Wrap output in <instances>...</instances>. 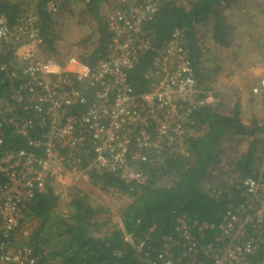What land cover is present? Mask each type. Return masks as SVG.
<instances>
[{
  "label": "built area",
  "instance_id": "1",
  "mask_svg": "<svg viewBox=\"0 0 264 264\" xmlns=\"http://www.w3.org/2000/svg\"><path fill=\"white\" fill-rule=\"evenodd\" d=\"M22 1L24 12L13 22L0 15V74L10 83L0 100V151L9 130L20 137L39 130L41 136L27 142L30 151L0 153V264H35L26 243L36 223L25 215L37 195L53 188L64 210L70 189L88 196L85 189L99 190L92 180L97 172L144 183L146 176L135 165L152 158L160 164L162 152L180 144L194 110L218 101L212 84L207 92L197 87L178 30L151 60L150 89L139 94L131 88L128 72L151 48L143 27L156 11L154 0L117 1L106 15L105 56L92 65L47 55L32 5L38 0ZM46 11L57 14L58 2L49 1ZM262 90L264 65L250 91ZM18 108L21 115L13 114ZM243 185L239 215L230 214L219 225L221 244L197 246L181 221L179 240L165 238L155 256L142 252V243L134 248L139 264H250L247 257L256 244L244 225H264V184L258 178Z\"/></svg>",
  "mask_w": 264,
  "mask_h": 264
},
{
  "label": "trees",
  "instance_id": "2",
  "mask_svg": "<svg viewBox=\"0 0 264 264\" xmlns=\"http://www.w3.org/2000/svg\"><path fill=\"white\" fill-rule=\"evenodd\" d=\"M49 1H35L33 8L39 18L46 53L56 56L59 12L50 14L46 11ZM55 1L58 2V11L79 5L95 22L92 34L95 39L91 47V37L82 40L78 44L83 49L76 58L89 65L102 59L110 34L100 8L112 0H89L86 4L81 0ZM154 1L156 11L143 27L150 38L151 48L128 72L131 88L139 94L150 89L154 81L149 74L151 60L171 34L178 30L182 33L197 87L207 92L208 85L213 82L205 73L204 51L200 42L204 33H208L216 45H229L228 26L219 8L234 0H195L188 8L170 0ZM23 12V1L0 0V15L9 23ZM212 72L208 70V73ZM253 80L246 88L249 101L261 97L264 108V90L257 95L250 91L255 78ZM9 85V81L0 74V100L7 94ZM215 96L218 97L215 105L194 110L180 144L166 148L160 164L154 163L152 158L151 162L135 165L146 176L144 183L124 182L104 172L92 176L93 185L99 186V190L111 191L116 199L123 200L116 212L91 202L84 191L76 192L74 188L70 189L68 199L62 205L64 210H61L53 188L37 195L25 215L26 219L36 223L26 243L36 259L35 264H139L134 248L142 243V252L155 256L165 238L179 240L181 221L197 246L221 244L223 234L219 225L224 224V219H229L230 214L238 216L236 209L244 205L243 181L260 178L264 184V116L257 118L253 115L246 123L239 103H234L226 112L223 111L225 105L221 103L224 97L219 93ZM0 110H3L1 106ZM13 114L21 115L20 108ZM40 136L39 130H31L26 137L9 130L0 153L4 149L30 151L27 142L37 141ZM227 140L235 141V145L245 143L246 147L234 159L225 160L223 147ZM115 216L119 222L115 221ZM244 227L248 239L256 244L247 261L256 264L264 259V225L258 228L251 223ZM173 250L175 254L179 252L177 247Z\"/></svg>",
  "mask_w": 264,
  "mask_h": 264
},
{
  "label": "rangeland",
  "instance_id": "3",
  "mask_svg": "<svg viewBox=\"0 0 264 264\" xmlns=\"http://www.w3.org/2000/svg\"><path fill=\"white\" fill-rule=\"evenodd\" d=\"M170 1L185 8L195 2V0ZM117 5L118 2L115 0L104 4L100 8L101 15L106 17ZM58 12L56 23L59 35L56 40L58 53L53 56L59 59L76 57L83 49L78 44L82 40L91 37V47L95 39L92 36L95 22L82 11L80 6L71 5L66 10ZM219 13L228 26L229 45L227 47L216 45L208 33H204L203 40L200 42L204 51L202 60L205 73L210 75L209 79L213 82L211 90H216L219 96L224 97L221 101L225 105L223 111H230L234 103H239L244 122L250 121L253 115L263 118L264 108L261 97H254L255 100L250 102L246 88L249 84L251 85V77L248 76L247 70H253L252 78H254L264 65V58L261 59L264 51V41L261 39H264L262 36L264 34V0H234L228 5H221ZM252 46L253 49L247 48ZM90 47L87 48L90 49ZM208 70L213 72L208 73ZM245 147V143L235 145V141L227 140L223 147L225 160L234 159ZM85 190L89 193L91 202L107 207L112 213L116 212L117 207L123 203V200L116 199L111 191Z\"/></svg>",
  "mask_w": 264,
  "mask_h": 264
},
{
  "label": "crops",
  "instance_id": "4",
  "mask_svg": "<svg viewBox=\"0 0 264 264\" xmlns=\"http://www.w3.org/2000/svg\"><path fill=\"white\" fill-rule=\"evenodd\" d=\"M21 1H22V0H21ZM32 5H33V2H32ZM24 6H26L25 3H24ZM33 6H34V5H33ZM77 6L79 7V5H77ZM247 48H249V49H253V46H252V47H247ZM237 54H239L238 51H237ZM242 54H243V53H242ZM249 54H250V53H249ZM238 57H239V55H238ZM243 57H244V55L242 56V58H243ZM249 61L251 62L252 60H249ZM254 61H255V60H254ZM254 61H253V62H254ZM252 71H253V70H247L248 76L251 77V84H252L253 81H254L253 78H252L254 73H253ZM249 74H251V75H249ZM254 78L256 79V77H254Z\"/></svg>",
  "mask_w": 264,
  "mask_h": 264
}]
</instances>
